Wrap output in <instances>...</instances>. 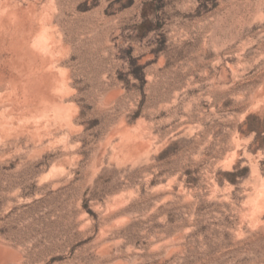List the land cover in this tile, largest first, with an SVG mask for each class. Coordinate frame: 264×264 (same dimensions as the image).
Returning <instances> with one entry per match:
<instances>
[{"label":"rangeland","instance_id":"rangeland-1","mask_svg":"<svg viewBox=\"0 0 264 264\" xmlns=\"http://www.w3.org/2000/svg\"><path fill=\"white\" fill-rule=\"evenodd\" d=\"M12 1L74 117L0 110V264H264V0Z\"/></svg>","mask_w":264,"mask_h":264},{"label":"bare ground","instance_id":"bare-ground-1","mask_svg":"<svg viewBox=\"0 0 264 264\" xmlns=\"http://www.w3.org/2000/svg\"><path fill=\"white\" fill-rule=\"evenodd\" d=\"M13 5H14V2L12 0H5L0 3V91L4 92V94L2 95L3 99L1 100L2 102L0 104V110H2L3 113H6L7 110H9L7 108H10V107L9 105L7 106L6 105L7 103L5 102L9 99V97H12V99L13 98L16 99L14 100L16 101V103L21 102L24 99V101L27 102V104L31 101L33 102L34 99H37V100H40L41 102L39 106V111L41 114L46 113L49 108L55 109L56 111H59L61 114L64 115L67 125L71 126L74 115L69 108L64 107L63 102L65 101L64 100L65 97L63 95L53 96V94L51 95L45 90L46 87L44 88V86H47L48 88L49 87L55 88L56 86H59V88L64 89L66 87V80L63 77H61V75L58 78L56 77L52 79L50 77L52 76V73L49 72L51 75L50 74L46 75V72L45 74L44 72H42L45 66H48L52 63L50 58L44 59L41 56L43 55V53L41 54V52L45 49L47 50L48 45L43 40L37 41L36 39V41H33L31 39L30 33L34 31L36 32V30H38L37 29L38 27H34V25L32 26V24L30 23L25 24V21H27V17H28V16L25 17L27 12L24 11V9L14 7ZM10 53H13L14 55L17 56L16 57L17 63L15 62L16 63L15 66L13 64H10V62L14 63V61L16 60L15 59V60L10 61V58H9ZM45 55L47 56L48 54H45ZM45 55H43V57ZM53 62L55 63V61ZM10 65H13L15 70L19 72L17 73V76H14L16 77L15 78L16 80H15V83L13 84L12 91L9 90V84L11 83L12 80L10 81L8 78V70H9ZM53 89L51 88L50 90L53 91ZM19 97L23 99H20ZM19 99L20 101H17ZM12 103H15V102H12ZM15 107L16 109L19 110L18 107L20 106L19 104H17L15 105ZM15 107L13 108L15 109ZM9 112H12V110ZM6 115L7 114H5V116ZM19 116H20V113H19ZM20 124H23V123H20Z\"/></svg>","mask_w":264,"mask_h":264},{"label":"trees","instance_id":"trees-1","mask_svg":"<svg viewBox=\"0 0 264 264\" xmlns=\"http://www.w3.org/2000/svg\"><path fill=\"white\" fill-rule=\"evenodd\" d=\"M143 26H144V25H143ZM143 26H142V27H143Z\"/></svg>","mask_w":264,"mask_h":264}]
</instances>
